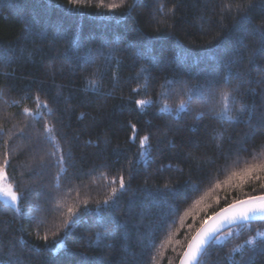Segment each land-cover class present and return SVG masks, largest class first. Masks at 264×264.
<instances>
[{
  "label": "trees",
  "instance_id": "16d2710c",
  "mask_svg": "<svg viewBox=\"0 0 264 264\" xmlns=\"http://www.w3.org/2000/svg\"><path fill=\"white\" fill-rule=\"evenodd\" d=\"M254 28H264V0H0V163L7 153V181L22 197L16 207L0 201V261L177 264L201 220L261 194L254 179L223 183L246 161H264V48ZM96 71L93 92L84 78ZM194 86L205 96L233 90L237 122L215 119L195 96L181 109ZM121 175L126 188L103 205ZM258 232L264 221L210 246L201 264H264V237L245 244Z\"/></svg>",
  "mask_w": 264,
  "mask_h": 264
},
{
  "label": "snow or ice",
  "instance_id": "6c2138e0",
  "mask_svg": "<svg viewBox=\"0 0 264 264\" xmlns=\"http://www.w3.org/2000/svg\"><path fill=\"white\" fill-rule=\"evenodd\" d=\"M78 0H70V3L76 4ZM110 7H115V5H110ZM134 7V5L132 6ZM232 5L230 3L225 4L222 8L231 11ZM161 11L163 9L161 8ZM237 12H239V6H237ZM254 32L259 33L260 45L264 48V28L253 29ZM95 57H89L86 63H94ZM142 71H147L146 69H142ZM147 79V78H146ZM85 87L88 90L93 92H98L103 81V73L100 71H96L90 73L88 76L84 78ZM172 81H168L163 87H170ZM223 83L227 85L229 83V77H225ZM144 87H147L145 83ZM135 91V89L133 90ZM190 95L186 100H182L180 102L179 107L181 109H186L187 105L191 103V98L193 96L202 98L205 103V107H208L213 113L214 118L221 121L236 123L237 119L233 115L232 106L236 103L235 98L233 96V90L225 87L219 90L218 93L209 92L207 96L204 95L200 86H194L189 90ZM38 99V98H37ZM137 106H145L152 104L153 101L150 99H138L136 100ZM42 108H47V104L41 105ZM51 112V109H48ZM160 111H170L167 105L164 108L160 109ZM247 111L246 107L241 104L239 108V112L243 114ZM23 112L25 114H31L28 108H24ZM203 115V112L197 114V118ZM133 132L135 133L136 128L135 125H132ZM52 129L49 125L44 126V132L48 133ZM50 142L54 143V137L48 138ZM149 140L148 136H144L140 138V148L141 154H143L146 142ZM246 151V149H243ZM51 155H55V152L51 153ZM238 156V154H237ZM229 157H225L227 160ZM64 158L60 157L58 163L63 164ZM238 163V160L236 161ZM8 164V155L5 153L4 162L0 163V179L5 178L6 172L5 167ZM258 173H264V161L260 163H248L245 162V166L240 168L238 171H232L230 175L226 178L223 183L229 184L233 187H240L242 184L248 182L249 180H256L259 183V186L262 190H264V175H258ZM234 180H238L239 183H233ZM117 183L116 178H113L112 184L115 185ZM119 188L112 187L111 196L108 199L103 201V205H109L110 202L115 204V200L113 199L118 191L124 190L126 188L125 180L123 175L119 177L118 180ZM190 184V182H188ZM220 181H217L216 184L213 185L215 188H219L221 186ZM191 190H198L197 186L191 185ZM164 193L171 194L173 196H179V189H169L167 185H165ZM0 196L8 198L13 205H17L19 200L22 198L20 194H18L14 187L5 188L0 186ZM203 199V197H201ZM196 203H199L197 201ZM86 207V206H85ZM97 208L100 209L101 205L98 203ZM19 213V208L16 209ZM69 215L76 217L79 216V213H75L72 208L68 209ZM255 220H264V191L259 195H248L243 199H234L231 203H228L225 207L219 209V211L213 212L210 216H206L203 220L200 221V226L197 228L194 233L191 235V238L188 240L187 247L184 249L180 256L179 264H201L200 257L206 254V250L213 245L222 244L228 241L230 238L236 235H240L245 230H251V222ZM65 225H67L68 221L66 220ZM228 226V231L224 234L223 237L219 236L218 233L225 227ZM235 229V231H233ZM258 237H264V233L258 232L256 236L250 237L245 241L247 245H255ZM47 240V237L44 238ZM264 243V241H262ZM243 245L234 246L233 252L239 251ZM229 259L232 260L233 257L230 253ZM0 264H3L0 261ZM234 264H246L244 260L235 261Z\"/></svg>",
  "mask_w": 264,
  "mask_h": 264
},
{
  "label": "rangeland",
  "instance_id": "374dc122",
  "mask_svg": "<svg viewBox=\"0 0 264 264\" xmlns=\"http://www.w3.org/2000/svg\"><path fill=\"white\" fill-rule=\"evenodd\" d=\"M0 186H3L5 188L11 187V185L7 181L6 176H5V178L0 179ZM0 201L5 203L6 205H9V206H12V207H16V205H13L12 202L6 197L0 196Z\"/></svg>",
  "mask_w": 264,
  "mask_h": 264
},
{
  "label": "water",
  "instance_id": "95a60500",
  "mask_svg": "<svg viewBox=\"0 0 264 264\" xmlns=\"http://www.w3.org/2000/svg\"><path fill=\"white\" fill-rule=\"evenodd\" d=\"M218 211H219V210H218ZM255 221H264V220H255ZM255 221H252V222H255ZM227 228H228V226H225L220 232H222L223 230H225V229H227ZM220 232H219V233H220ZM219 233H218V234H219ZM186 247H187V245H186ZM186 247H185V248H186ZM179 260H180V258H179ZM179 260H178L177 264H179Z\"/></svg>",
  "mask_w": 264,
  "mask_h": 264
}]
</instances>
